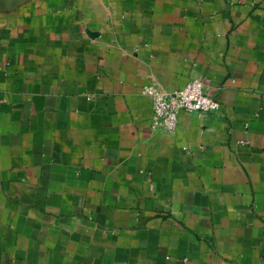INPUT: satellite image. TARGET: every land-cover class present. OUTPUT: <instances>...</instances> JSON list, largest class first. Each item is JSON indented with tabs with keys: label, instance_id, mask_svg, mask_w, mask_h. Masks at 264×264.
<instances>
[{
	"label": "crops",
	"instance_id": "1",
	"mask_svg": "<svg viewBox=\"0 0 264 264\" xmlns=\"http://www.w3.org/2000/svg\"><path fill=\"white\" fill-rule=\"evenodd\" d=\"M7 1L0 264H264V0Z\"/></svg>",
	"mask_w": 264,
	"mask_h": 264
},
{
	"label": "built area",
	"instance_id": "2",
	"mask_svg": "<svg viewBox=\"0 0 264 264\" xmlns=\"http://www.w3.org/2000/svg\"><path fill=\"white\" fill-rule=\"evenodd\" d=\"M144 93L152 99V122L171 133L177 126L180 112L210 113L220 110V103L203 92L201 82L192 80L172 94H161L150 88Z\"/></svg>",
	"mask_w": 264,
	"mask_h": 264
},
{
	"label": "water",
	"instance_id": "3",
	"mask_svg": "<svg viewBox=\"0 0 264 264\" xmlns=\"http://www.w3.org/2000/svg\"><path fill=\"white\" fill-rule=\"evenodd\" d=\"M8 7L9 5L7 0H0V11H6Z\"/></svg>",
	"mask_w": 264,
	"mask_h": 264
}]
</instances>
